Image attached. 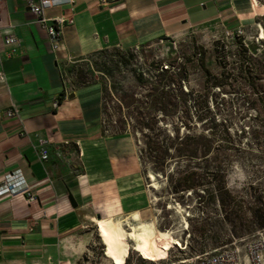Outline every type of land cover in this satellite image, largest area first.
I'll list each match as a JSON object with an SVG mask.
<instances>
[{"label": "crops", "instance_id": "obj_1", "mask_svg": "<svg viewBox=\"0 0 264 264\" xmlns=\"http://www.w3.org/2000/svg\"><path fill=\"white\" fill-rule=\"evenodd\" d=\"M73 1L44 11L48 20L67 18L58 52H53L47 32L51 23L40 24L26 0L0 4V68L5 74L0 82V186L7 174L19 170L36 198L31 203L23 194L0 198V264L46 263L56 246L77 235L86 217L135 212L143 216L148 211L149 195L134 142L103 133V84L76 85L63 98L68 88L65 64L103 50H134L213 24L225 33L260 30L255 7L264 4L120 0L101 7L98 0ZM11 35L17 45L6 44ZM13 106L20 119L7 116ZM40 140L49 142L46 163L39 159Z\"/></svg>", "mask_w": 264, "mask_h": 264}, {"label": "rangeland", "instance_id": "obj_2", "mask_svg": "<svg viewBox=\"0 0 264 264\" xmlns=\"http://www.w3.org/2000/svg\"><path fill=\"white\" fill-rule=\"evenodd\" d=\"M259 13V16L264 17V13ZM248 34L247 43L258 48L254 58L264 65V41L258 39V28L254 27ZM165 38L130 51L111 49L88 58L72 60L63 66L68 87L72 89L76 86L78 75L90 81L100 80L107 91L104 97L105 135L124 137L134 142L139 157L143 138L134 131L135 125L129 120L130 115H134L133 109H125L121 105L123 95L114 94L113 89L111 91L114 84L140 102L138 106L147 114L146 120L153 118L155 134L159 135L160 140L176 132L181 137L189 133L213 134L221 140L228 139L229 132L236 147L229 152L231 165L226 181L232 194L243 200V212L248 214L246 207L264 203V138L260 129L264 121V108L255 101L257 96L248 89L235 84L214 87L213 81L207 80L197 55L205 52L206 67L213 75L220 76L223 66L216 61L215 46L219 42V48H224V51L220 49L221 57H227V62L237 66L238 43L217 24H213L210 29H191L180 36ZM165 66L170 68L166 79L173 76L176 80L175 85L170 87L165 85L167 80L163 79L165 76L161 73V68H167ZM227 71L230 72L229 69ZM139 74L143 75L144 84L137 82ZM262 78L261 83L264 85ZM260 113L261 116H258ZM141 163L149 205L147 213L140 217L143 220L156 218L158 228L174 232L182 248L173 245L168 253L165 251L169 249L164 248L156 252H144L133 250L131 245H120L109 230L100 229L99 221L104 220V214L100 216L99 213L95 218L83 219L77 235L69 242L56 246L55 255L44 264H152L151 261H183L230 246L235 241L252 240L260 232L230 239V224L224 220L225 214L214 195L204 194V189L175 194L171 183L176 181L177 173L189 169L186 163H180L177 166L179 171L171 173L176 165L172 161L169 164L170 175L169 172L168 175L159 174L146 162ZM150 173L157 177L155 189L151 188L154 183L148 179Z\"/></svg>", "mask_w": 264, "mask_h": 264}, {"label": "trees", "instance_id": "obj_3", "mask_svg": "<svg viewBox=\"0 0 264 264\" xmlns=\"http://www.w3.org/2000/svg\"><path fill=\"white\" fill-rule=\"evenodd\" d=\"M264 17L259 19V23L264 28ZM166 39L165 37L161 40ZM238 43V57L237 66L234 63L227 62V57L222 58L224 48H219L220 43L215 46L216 61L220 66H223V72L220 76L213 75L205 63L206 53H198L199 63L203 69L208 81H213L214 87H225L226 85L235 84L239 88L248 89L253 95L257 96L255 101L262 104L264 108V85L261 83L264 77V65H262L257 58H254L258 51L257 46L244 43L241 38H234ZM107 50H103L104 52ZM99 52V53H101ZM250 53H252L250 55ZM98 54V53H97ZM95 55V54H94ZM93 56V55H92ZM236 57V56H234ZM236 59V58H235ZM223 61V64L221 63ZM167 67V66H165ZM227 69L230 70L228 73ZM170 71V68H161L162 76H165ZM237 75H233V73ZM64 75V73H63ZM166 79V76L163 77ZM139 84H144L143 75L139 74L136 77ZM165 81L166 86L175 85L176 80L173 76L168 77ZM100 80H88L82 75H78L77 87H86L92 83ZM101 82V81H100ZM102 83V82H101ZM103 84V83H102ZM114 94L123 95L121 98V105L135 115H130L129 120L134 123V131L139 133L142 148L140 150V160L150 165L153 171L169 175L174 173L180 163H186L188 170L177 173L176 181H172L171 187L175 194L198 191L204 189V194L214 195V199L219 204L221 210L224 212V220L230 224V239L241 238L251 232L264 230V203L255 204L251 207H246L248 214L243 211L245 203L241 198L232 194L227 185L228 170L231 165V155L229 152L235 149V144L229 132L228 139H219L213 134H187L181 137L179 132L175 135L167 136L160 140L159 135L155 134V124L153 118H148L147 114L138 105L135 97L125 94L124 90L116 88V84L111 88ZM105 93H107L103 85V114L105 116ZM116 96V95H115ZM64 98V94L62 95ZM61 97V99H63ZM60 104V103H59ZM162 111V110H161ZM165 113L164 111H162ZM261 116V113L258 115ZM262 134L264 138V121L261 124ZM103 133L104 126H103ZM115 136H121L115 134ZM231 153V152H230ZM176 162L172 171L169 168L171 162ZM171 171V173H170ZM203 173V174H202ZM206 178L205 180L202 178ZM201 199V198H200ZM248 215V216H247ZM231 243V242H230Z\"/></svg>", "mask_w": 264, "mask_h": 264}, {"label": "built area", "instance_id": "obj_4", "mask_svg": "<svg viewBox=\"0 0 264 264\" xmlns=\"http://www.w3.org/2000/svg\"><path fill=\"white\" fill-rule=\"evenodd\" d=\"M6 0H0V4H3ZM120 0H98V5L101 7H108L112 3ZM73 0H26V4L31 13L37 18L40 24L51 23L47 27L48 36L51 42V48L53 52H58L63 47V32L67 22L66 17H60L48 20L44 16L46 9L59 7L63 5H72ZM226 35L234 38L243 39L244 43H247L249 34L244 28L236 30V32H226ZM7 45H17L18 40L16 36L11 35L6 39ZM5 81V74L0 68V82ZM65 98L68 93L72 91L71 88H65ZM59 107V102L54 103V108ZM9 118H19V109L13 106V109L7 112ZM41 151L40 161L46 163L50 159V152L48 149L49 142L40 140ZM23 194L27 197L29 203L36 201L35 196L32 194L31 188L25 185V181L21 172L18 170L13 173H9L5 176L3 184L0 186V198L13 195ZM152 264H264V230L258 232V234L252 240H239L232 243L230 246L219 248L211 253L199 254L183 261H167L165 263H153Z\"/></svg>", "mask_w": 264, "mask_h": 264}, {"label": "bare ground", "instance_id": "obj_5", "mask_svg": "<svg viewBox=\"0 0 264 264\" xmlns=\"http://www.w3.org/2000/svg\"><path fill=\"white\" fill-rule=\"evenodd\" d=\"M255 8L258 12L264 13V4ZM259 28L258 39L264 41V28L262 25ZM156 178L152 173L148 176V179L154 183L151 186L153 189L156 187ZM141 217L136 212L124 217H109L99 221V226L101 230H109L114 235L117 243L120 245H131L133 250L156 252L161 248L169 249L173 245L182 248L183 245L174 232L170 230L162 231L158 228L156 218L143 220ZM169 251L170 249L165 252L168 253ZM151 262L155 263L156 261Z\"/></svg>", "mask_w": 264, "mask_h": 264}, {"label": "water", "instance_id": "obj_6", "mask_svg": "<svg viewBox=\"0 0 264 264\" xmlns=\"http://www.w3.org/2000/svg\"><path fill=\"white\" fill-rule=\"evenodd\" d=\"M70 99H73V96L70 97ZM70 203L72 205L73 208H77V204L75 202V200L73 199L72 196L69 197Z\"/></svg>", "mask_w": 264, "mask_h": 264}]
</instances>
